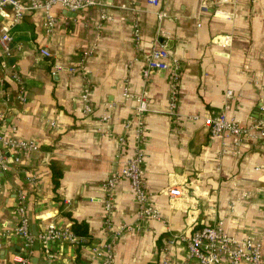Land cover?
Here are the masks:
<instances>
[{
  "label": "crops",
  "instance_id": "0c3cea01",
  "mask_svg": "<svg viewBox=\"0 0 264 264\" xmlns=\"http://www.w3.org/2000/svg\"><path fill=\"white\" fill-rule=\"evenodd\" d=\"M102 2L103 7L81 12L55 7L58 25L52 34L46 31L44 13L29 14L9 31L7 67L0 53V135L38 147L21 152L15 162L18 154L0 144L10 158L8 171H0V263L25 254L16 234L22 191L38 235L51 224L62 231L72 232L75 222L89 229L82 247L51 243L52 259L40 245L32 264H103L94 250L112 232L105 223V183L123 170L137 148L144 156V186L161 220H138L131 184L120 180L113 192V226L134 230L115 245L112 264H198L180 238L219 222L238 238L261 241L264 256V136L247 140L235 155L209 132V121L226 106L228 116L243 126L264 119V0L220 5L218 0H164L160 8L148 0ZM204 3L207 14L201 12ZM162 9L169 14L164 20L157 16ZM11 14V8L0 13V34ZM136 27L146 47L164 45L181 60L174 115L169 73L144 77ZM228 35L233 36L229 48L215 44ZM41 49L52 56H43ZM125 88L133 98L148 97L140 142L135 139L137 103L125 97ZM86 90L88 103L82 98ZM229 91L234 94L230 100ZM104 115L108 121L103 123ZM54 173L61 176L58 188ZM171 182L186 190L175 206L164 194Z\"/></svg>",
  "mask_w": 264,
  "mask_h": 264
},
{
  "label": "built area",
  "instance_id": "2783aa9c",
  "mask_svg": "<svg viewBox=\"0 0 264 264\" xmlns=\"http://www.w3.org/2000/svg\"><path fill=\"white\" fill-rule=\"evenodd\" d=\"M163 1L164 0H148V4L160 8ZM233 1L234 0H218V5L232 3ZM58 6L72 12H81L92 7H103L104 3L102 0H28L27 2L0 0V13H3L9 8L12 9L11 17L7 24L2 27L0 34V53L4 56V61L2 63L3 67H7V59L12 54V36L9 33L10 29L19 25L25 16L40 11L45 14L44 25L47 33L52 34L58 25V17L54 13V8ZM201 12L204 14L209 12V5L207 3L201 6ZM218 12L222 11L218 10ZM157 16L160 20H164L169 17V14L162 9L157 12ZM102 19H106V16L102 15ZM135 37L139 51L143 54L145 61L144 77L147 79L154 72L169 73L173 88L170 114L174 115L177 108L176 98L182 77L181 60L173 51L166 48L164 45L153 44L150 45V47H146L138 27H136L135 30ZM232 42L233 36L228 35L218 37L215 44L222 48H229ZM40 52L45 57L52 56L48 49H41ZM58 69L61 68L58 67ZM71 71L74 72L75 69ZM13 78L19 84H23L18 73H14ZM258 78L260 79L261 77L259 76ZM0 83L1 85L4 84V80L1 77ZM124 95L126 98L135 99L137 103L136 111L138 123L135 129V139L137 142H140L144 134V118L149 111L147 94L144 93L142 96L133 98L129 89L125 88ZM233 96V92L229 91L227 94L228 100L232 99ZM82 98L86 103L89 102L88 90L84 92ZM229 109L230 107L226 106V112L209 121V132L212 138H219L222 140L224 151L232 149L235 155H240L242 147L247 140L256 141L264 136V119H258L249 126H243L235 118L228 116L227 111ZM86 110L88 114L92 113L90 106H88ZM107 121L108 116H102L101 122L104 123ZM2 122L3 117L0 116V125ZM125 128L130 131L132 129L131 122H128ZM125 141V137L120 138L121 144H124ZM0 144L3 145L6 150L18 154L14 159L15 162H19V154L21 152L38 150L34 142L7 140L2 135H0ZM9 161L10 158L7 156L6 152L0 149L1 172L8 171ZM143 163V152L140 148H137L134 155L125 161L123 170L113 174L105 183L107 191L105 223L107 228L112 232L110 240L106 241L101 248L98 247L94 250L97 257L104 258L103 264H112L115 245L120 240L123 233L134 230L133 226H123L115 229L113 226V192L116 184L120 180L126 179L131 184L138 204V220H161V213L158 208L150 202V197L144 186ZM164 194L169 197L171 204L175 206L179 200L184 199L186 190L184 187L180 186V184L171 182L165 189ZM17 211L20 215V223L16 229V234L23 241L25 254L15 257L10 264H32V255L38 243L43 246L44 255L50 259L55 258L49 247L51 243L68 241L72 244H78L79 239L75 236L73 231H62L54 224H51L44 234L35 236L28 216L27 196L22 191L18 193ZM180 239L188 248L189 258L196 260L198 264H264L262 242L253 237L238 238L228 233L222 222L208 224L202 229L192 233L190 237L182 236Z\"/></svg>",
  "mask_w": 264,
  "mask_h": 264
},
{
  "label": "trees",
  "instance_id": "16d2710c",
  "mask_svg": "<svg viewBox=\"0 0 264 264\" xmlns=\"http://www.w3.org/2000/svg\"><path fill=\"white\" fill-rule=\"evenodd\" d=\"M61 176L55 175L54 173V184L55 187H59V178ZM73 233L79 239L78 246L82 247L85 244V240L89 239V229L85 223L75 222L72 228Z\"/></svg>",
  "mask_w": 264,
  "mask_h": 264
},
{
  "label": "water",
  "instance_id": "95a60500",
  "mask_svg": "<svg viewBox=\"0 0 264 264\" xmlns=\"http://www.w3.org/2000/svg\"><path fill=\"white\" fill-rule=\"evenodd\" d=\"M168 49H170V48H168ZM32 231H33V233H34V235L35 236H38V232H37V230H36V227L35 226H33V228H32ZM36 249L37 250H39V248H40V245H39V243L36 245Z\"/></svg>",
  "mask_w": 264,
  "mask_h": 264
}]
</instances>
